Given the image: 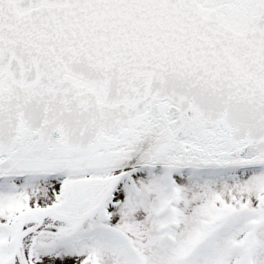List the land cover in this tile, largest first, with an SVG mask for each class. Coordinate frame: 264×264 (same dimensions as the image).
Here are the masks:
<instances>
[{
	"label": "snow or ice",
	"instance_id": "obj_1",
	"mask_svg": "<svg viewBox=\"0 0 264 264\" xmlns=\"http://www.w3.org/2000/svg\"><path fill=\"white\" fill-rule=\"evenodd\" d=\"M0 264H264V0H0Z\"/></svg>",
	"mask_w": 264,
	"mask_h": 264
}]
</instances>
